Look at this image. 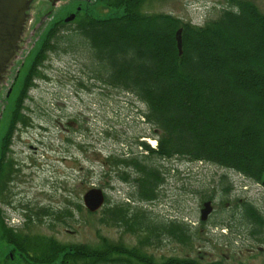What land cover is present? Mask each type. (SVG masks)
Segmentation results:
<instances>
[{"label": "rangeland", "instance_id": "obj_1", "mask_svg": "<svg viewBox=\"0 0 264 264\" xmlns=\"http://www.w3.org/2000/svg\"><path fill=\"white\" fill-rule=\"evenodd\" d=\"M239 1L251 2L264 14V0H150L142 12L173 15L198 27L218 19ZM52 2L35 0L20 52L0 86V149L18 90L46 30L79 5L97 19L123 13L101 0ZM80 44L63 42L58 51L46 55L24 102L28 123L17 129L7 154L6 162L13 163L15 173L0 195V206L18 234L94 249L106 240L137 248L157 263L175 257L203 263L264 264V250L259 251L264 243L241 225L244 203H252L264 216L261 184L210 163L150 159L148 164L160 170L165 182L157 201L138 200L132 181L137 172L121 161L144 163L149 155L140 144L157 148L154 136L161 132L146 123L142 113L147 107L133 94L92 79L90 55ZM91 189H101L107 196L105 206L96 213L83 204ZM207 201L214 211L202 222ZM117 207L130 215L144 213L154 222L180 224L191 239L182 242L165 235L143 245L148 234L131 233L125 224L113 223L111 211Z\"/></svg>", "mask_w": 264, "mask_h": 264}, {"label": "trees", "instance_id": "obj_2", "mask_svg": "<svg viewBox=\"0 0 264 264\" xmlns=\"http://www.w3.org/2000/svg\"><path fill=\"white\" fill-rule=\"evenodd\" d=\"M101 1L110 9L122 10V15L97 19L82 11L75 28L56 21L46 30L18 90L10 131L2 145L16 126L28 123L24 102L46 55L58 51L63 42H81L93 65L92 79L106 88L133 94L147 107L142 113L146 123L161 132L154 136L157 148L140 144L149 155L144 163L121 161L137 172L132 181L140 202L157 201L165 182L160 170L148 164L150 159L210 163L263 185L264 14L251 2L239 1L218 19L197 27L169 14H144L142 8L150 0ZM180 30L182 55L177 44ZM3 161L0 195L7 180ZM241 211V225L264 243V216L252 203H244ZM127 212L123 207L113 209V223L125 224L131 233L148 234L143 245L165 235L182 242L191 239L180 224L154 222L144 213ZM4 239L18 253L12 264H224L175 257L157 263L137 248L106 240L94 249L22 236L13 230H5Z\"/></svg>", "mask_w": 264, "mask_h": 264}, {"label": "water", "instance_id": "obj_3", "mask_svg": "<svg viewBox=\"0 0 264 264\" xmlns=\"http://www.w3.org/2000/svg\"><path fill=\"white\" fill-rule=\"evenodd\" d=\"M33 1L0 0V86L4 83L5 76L20 52L26 27L33 11L35 3ZM74 19L75 15H71L65 22L69 23ZM177 44L180 55H182V30L177 33ZM105 201L106 195L101 189H91L83 197L84 206L90 213L101 210ZM212 212V203L206 202L201 211V220L206 221Z\"/></svg>", "mask_w": 264, "mask_h": 264}, {"label": "flooded vegetation", "instance_id": "obj_4", "mask_svg": "<svg viewBox=\"0 0 264 264\" xmlns=\"http://www.w3.org/2000/svg\"><path fill=\"white\" fill-rule=\"evenodd\" d=\"M46 1L53 3L52 0H46ZM78 3L81 4L83 2L79 1ZM82 10H83L82 5H79L76 10L70 11L67 14L61 16L60 18H58L57 21H62L63 24H66L65 19L67 17H69L70 15H73V14H75L77 17V15L82 12ZM22 126H24V125L19 124L18 126H16V128L14 129V131L10 137V140L9 141L7 140V142H5V144L2 145V147L0 149V163L2 162V159L4 158L3 168L7 169V180L4 184V192L7 190V187L9 185L11 179L13 178V174L15 173V172H13V169H14L13 163L6 162L7 154H9V152H10V147L12 146V142H13L15 133L17 132V129L19 127H22ZM9 131H10V124H9L8 128L6 129L5 137H7ZM4 152H5V157H4ZM5 230H13L15 233H18L17 228L14 226V224H12L11 219L6 217V214L4 213L3 209L0 206V243L3 244V246L1 247L2 249L0 250V264H12L14 261H16V258L18 259L19 257H18V253L12 252V246L10 244H8L6 242V240L4 239V231ZM251 252H253V251L251 250Z\"/></svg>", "mask_w": 264, "mask_h": 264}, {"label": "bare ground", "instance_id": "obj_5", "mask_svg": "<svg viewBox=\"0 0 264 264\" xmlns=\"http://www.w3.org/2000/svg\"><path fill=\"white\" fill-rule=\"evenodd\" d=\"M154 143V142H153ZM155 144V143H154Z\"/></svg>", "mask_w": 264, "mask_h": 264}]
</instances>
